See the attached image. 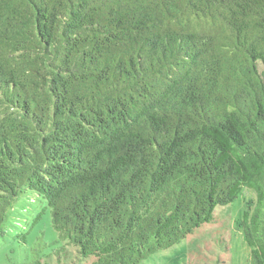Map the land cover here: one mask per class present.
I'll use <instances>...</instances> for the list:
<instances>
[{
	"label": "trees",
	"instance_id": "1",
	"mask_svg": "<svg viewBox=\"0 0 264 264\" xmlns=\"http://www.w3.org/2000/svg\"><path fill=\"white\" fill-rule=\"evenodd\" d=\"M27 190L90 264H141L250 190L264 264V0H0V234Z\"/></svg>",
	"mask_w": 264,
	"mask_h": 264
},
{
	"label": "rangeland",
	"instance_id": "2",
	"mask_svg": "<svg viewBox=\"0 0 264 264\" xmlns=\"http://www.w3.org/2000/svg\"><path fill=\"white\" fill-rule=\"evenodd\" d=\"M234 202L219 205L215 221L204 223L192 234L168 249H161L141 264H248V245L236 229L244 200L253 193L245 190ZM40 214V216H39ZM0 234V264L30 263L34 258L58 264H90L77 246L58 238L52 226L47 201L33 191H26L16 201Z\"/></svg>",
	"mask_w": 264,
	"mask_h": 264
}]
</instances>
